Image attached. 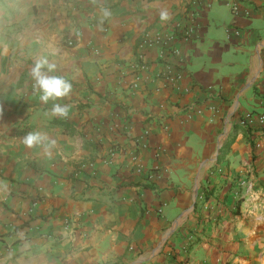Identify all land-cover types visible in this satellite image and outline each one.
I'll return each mask as SVG.
<instances>
[{
    "label": "crops",
    "instance_id": "1",
    "mask_svg": "<svg viewBox=\"0 0 264 264\" xmlns=\"http://www.w3.org/2000/svg\"><path fill=\"white\" fill-rule=\"evenodd\" d=\"M230 3L0 0V264H264V0Z\"/></svg>",
    "mask_w": 264,
    "mask_h": 264
},
{
    "label": "clouds",
    "instance_id": "2",
    "mask_svg": "<svg viewBox=\"0 0 264 264\" xmlns=\"http://www.w3.org/2000/svg\"><path fill=\"white\" fill-rule=\"evenodd\" d=\"M103 14L107 17L111 13L107 9H104ZM167 18L166 12L161 13L162 20ZM54 71V64H49L47 59H40L35 62L31 70V76L35 81L34 86L41 92L40 100L45 104L50 100L54 102L51 109L52 115L64 117L67 116L68 107L55 103V101L68 96L72 91V85L61 76L49 75V73ZM46 139L47 137L39 132H29L23 138V143L28 147H33L35 145H40Z\"/></svg>",
    "mask_w": 264,
    "mask_h": 264
},
{
    "label": "built area",
    "instance_id": "3",
    "mask_svg": "<svg viewBox=\"0 0 264 264\" xmlns=\"http://www.w3.org/2000/svg\"><path fill=\"white\" fill-rule=\"evenodd\" d=\"M236 2H237V0H231V3H230V7H231V9H232V11L234 12V14H235V12L237 11L236 10ZM177 34H182V31H180V29L177 27V26H175L174 27V34H173V36H176ZM80 37V33L79 32H76L75 33V37H74V40H67L66 41V45L67 46H72L73 45V43H74V41L76 40V39H78ZM156 43L157 44H161L160 45V51H159V53H158V58L160 59V60H163V59H165V54H166V52H168V51H170V53L172 54V55H178V51H176V49H174L173 47H172V45L168 42V39L167 38H158L157 40H156ZM164 61V60H163ZM161 211H159L158 213H160Z\"/></svg>",
    "mask_w": 264,
    "mask_h": 264
},
{
    "label": "trees",
    "instance_id": "4",
    "mask_svg": "<svg viewBox=\"0 0 264 264\" xmlns=\"http://www.w3.org/2000/svg\"><path fill=\"white\" fill-rule=\"evenodd\" d=\"M259 130H261L263 133H264V127L262 128V129H259ZM247 132H248V134L249 135H251V130L250 129H247ZM250 142V145H252L253 146V142L252 141H249ZM220 160H218V162H219Z\"/></svg>",
    "mask_w": 264,
    "mask_h": 264
}]
</instances>
